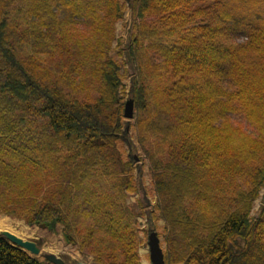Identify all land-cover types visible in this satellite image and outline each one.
<instances>
[{"label":"trees","instance_id":"16d2710c","mask_svg":"<svg viewBox=\"0 0 264 264\" xmlns=\"http://www.w3.org/2000/svg\"><path fill=\"white\" fill-rule=\"evenodd\" d=\"M262 189L264 0H0V214L95 264L159 220L165 264H264ZM0 264L51 263L0 235Z\"/></svg>","mask_w":264,"mask_h":264},{"label":"rangeland","instance_id":"374dc122","mask_svg":"<svg viewBox=\"0 0 264 264\" xmlns=\"http://www.w3.org/2000/svg\"><path fill=\"white\" fill-rule=\"evenodd\" d=\"M133 18L134 17L132 15L131 9L126 8L122 18L115 23V38L117 42L124 44L127 41ZM113 46H115V42H113ZM111 54L114 55L115 52L112 51ZM123 86L126 93L128 91V86H129L128 78L123 79ZM124 100L125 101L127 100L126 94H124ZM138 155H141L140 151L134 154L136 158ZM124 157H126V152L124 153ZM147 165H148L147 162L144 161L143 179L145 181V184L149 186L150 175L147 171ZM263 191L264 189L261 190L260 197H258L254 201L252 213L255 212V210H257L259 206L262 204L261 195ZM135 198L136 195H130L128 197V202L133 203L135 201ZM138 220L140 222L141 228L146 225L144 218L139 217ZM162 224L163 221L159 220L158 221L159 228L158 230L156 229L160 241L162 238L160 237L159 232L162 231ZM4 230L9 232L10 231L14 232V234H16L19 237H22L23 239L33 240L36 243H39V247L41 249V252L38 255L39 258L43 257V253H54L62 257L66 262H72V263L81 262L83 264H95L91 256H82V254L79 253V251L73 245L67 244L63 240L60 232V227H57L56 230L53 232L37 226L30 227L27 224H25L23 220L12 218L4 214H0V232ZM146 241H147L146 236H144L143 245L139 247L140 264H150Z\"/></svg>","mask_w":264,"mask_h":264},{"label":"water","instance_id":"95a60500","mask_svg":"<svg viewBox=\"0 0 264 264\" xmlns=\"http://www.w3.org/2000/svg\"><path fill=\"white\" fill-rule=\"evenodd\" d=\"M133 112V102L132 99H128L124 107V116L127 118L132 117ZM6 237L12 244L21 247L22 249L28 251L32 255H37L39 253V247L32 241L24 240L21 237L9 232L2 231L0 233ZM148 248H149V258L152 264H164L163 251L159 245V240L155 232H151L148 236ZM44 257L53 264H71L64 262L59 256L47 253L44 254ZM82 264V263H78Z\"/></svg>","mask_w":264,"mask_h":264},{"label":"bare ground","instance_id":"6f19581e","mask_svg":"<svg viewBox=\"0 0 264 264\" xmlns=\"http://www.w3.org/2000/svg\"><path fill=\"white\" fill-rule=\"evenodd\" d=\"M3 221V220H2ZM3 223V222H2ZM3 228V227H2ZM11 232V231H10ZM12 233H14V232H12Z\"/></svg>","mask_w":264,"mask_h":264}]
</instances>
